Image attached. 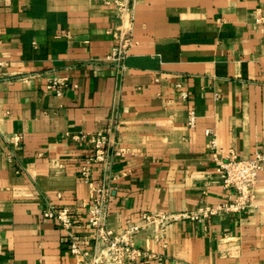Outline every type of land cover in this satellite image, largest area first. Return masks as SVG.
<instances>
[{
  "label": "crops",
  "instance_id": "crops-1",
  "mask_svg": "<svg viewBox=\"0 0 264 264\" xmlns=\"http://www.w3.org/2000/svg\"><path fill=\"white\" fill-rule=\"evenodd\" d=\"M116 1L0 0V264H76L42 214L69 209L68 232L92 251L86 215L101 185L115 234L143 213L232 203L207 129L224 155L264 149V0H133L123 68L104 61ZM51 77L68 80L62 96ZM109 129L115 146L85 181L90 147L73 136ZM134 245L146 253L135 264H264V166L247 209L142 228Z\"/></svg>",
  "mask_w": 264,
  "mask_h": 264
},
{
  "label": "built area",
  "instance_id": "built-area-1",
  "mask_svg": "<svg viewBox=\"0 0 264 264\" xmlns=\"http://www.w3.org/2000/svg\"><path fill=\"white\" fill-rule=\"evenodd\" d=\"M133 0H117V18L121 25L113 33L118 40L117 45L104 59L116 67L123 68L124 61L133 45L130 29L123 26L125 17L131 18ZM259 20L264 22V14ZM68 80L63 77H51L47 80L46 89L55 96H62L68 89ZM182 100L187 98L186 93H181ZM196 123V115L193 110L188 112L187 125L193 128ZM205 135L209 138V152L215 166V171L222 180L226 189L235 194L232 203H226L215 207H201L193 212L169 213L154 211L143 213L140 224L129 223L122 231L115 234L107 223L109 215V191L104 185L95 188L96 197L88 209L86 223L94 230L93 248L88 251L83 248L82 242L73 236L70 228L74 225L72 213L67 208L49 207L43 212V217L57 223L67 233L69 254L76 260V264H135L146 253L134 245L136 233L147 227H155L163 231L167 226L179 221H203L219 212H240L251 206L253 189L258 181L259 174L264 166V149L254 152L249 159H239L232 151L222 154L218 149L217 136L207 129ZM75 140H87L90 153L85 158L81 167V177L88 181L95 165L106 163L108 151L114 148L115 139L111 130L99 131L83 135H74ZM12 140L18 141L19 137Z\"/></svg>",
  "mask_w": 264,
  "mask_h": 264
}]
</instances>
